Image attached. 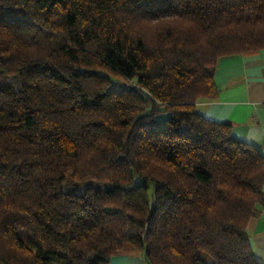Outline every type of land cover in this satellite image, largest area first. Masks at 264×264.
Listing matches in <instances>:
<instances>
[{
	"label": "trees",
	"instance_id": "obj_1",
	"mask_svg": "<svg viewBox=\"0 0 264 264\" xmlns=\"http://www.w3.org/2000/svg\"><path fill=\"white\" fill-rule=\"evenodd\" d=\"M262 48L264 0H0V264H264V156L195 104Z\"/></svg>",
	"mask_w": 264,
	"mask_h": 264
},
{
	"label": "crops",
	"instance_id": "obj_2",
	"mask_svg": "<svg viewBox=\"0 0 264 264\" xmlns=\"http://www.w3.org/2000/svg\"><path fill=\"white\" fill-rule=\"evenodd\" d=\"M212 75L216 96L199 98L197 110L208 120L230 123L236 138L255 144L264 156V48L221 58ZM246 230L253 254L264 263V206ZM108 264L147 262L143 252L124 244Z\"/></svg>",
	"mask_w": 264,
	"mask_h": 264
},
{
	"label": "rangeland",
	"instance_id": "obj_3",
	"mask_svg": "<svg viewBox=\"0 0 264 264\" xmlns=\"http://www.w3.org/2000/svg\"><path fill=\"white\" fill-rule=\"evenodd\" d=\"M215 67V66H214ZM214 67H210V70H213L214 69ZM113 81H117V79H113ZM168 115V113L167 112H162V113H160L159 115H158V118H165L166 116Z\"/></svg>",
	"mask_w": 264,
	"mask_h": 264
}]
</instances>
